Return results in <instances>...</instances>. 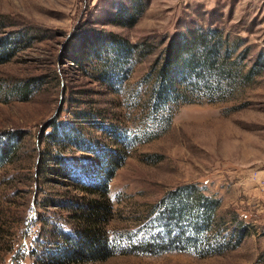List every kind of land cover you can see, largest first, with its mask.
Listing matches in <instances>:
<instances>
[{"label": "rangeland", "instance_id": "rangeland-1", "mask_svg": "<svg viewBox=\"0 0 264 264\" xmlns=\"http://www.w3.org/2000/svg\"><path fill=\"white\" fill-rule=\"evenodd\" d=\"M106 34L141 51L102 79L79 38ZM184 35L220 67L173 70L160 106L157 70ZM0 146V264H264V0H0ZM183 185L216 201L210 234L132 248L161 242L150 212ZM104 199L112 253L67 262L61 235Z\"/></svg>", "mask_w": 264, "mask_h": 264}, {"label": "trees", "instance_id": "trees-1", "mask_svg": "<svg viewBox=\"0 0 264 264\" xmlns=\"http://www.w3.org/2000/svg\"><path fill=\"white\" fill-rule=\"evenodd\" d=\"M118 15H120V13ZM121 15L128 17L129 12L126 10ZM116 19H118L115 20L117 22L123 21L121 19L119 20L118 17H116ZM135 20L136 19L134 17L133 20L128 23L132 24ZM21 34L23 36H28L25 32H22ZM202 34L203 33L200 32L199 36L202 37ZM79 41L81 42V45L88 46L90 52L97 59L96 62L100 68L95 69V76L102 79H105L108 69L111 67L117 68L118 65L123 64V60L125 62L130 61L133 59L134 54L140 55L141 51L138 46L131 44L127 40L113 34H106L104 37H89L87 39L85 37H82L81 39L80 37ZM103 42L105 43L102 44ZM192 42L193 38L184 35L181 39H178L175 44L170 43L167 45L165 49V58L156 73L157 84L152 87L151 92L152 98L156 99L160 104H163L160 106L165 107L167 102L166 100L169 97H175V95H173V70L177 73L179 69H189V71L195 72V76L199 78L200 72L208 70V72H217V69L220 67V65L219 67L217 66L216 61L213 58L214 56L212 52H210L213 49L212 45L209 47L199 45V48L204 50L200 53V50L198 52L192 47ZM104 46L112 51L111 55L108 53L103 55ZM197 62L200 64H197ZM199 69L201 70L200 72H198ZM50 137H52V135H50ZM3 154H6L5 156H7V150L2 151L0 149V161L5 159ZM105 188L106 186L103 185L100 188V197L102 198L104 197ZM104 201L106 203L101 201L99 202L97 200L92 201V204L90 205L92 209L87 207L89 211H83L77 215V220L84 219V222L77 223V228H74L75 230H73L72 237L64 234L61 235L70 252L69 253L67 249L63 248V251L68 252L66 255L69 257L67 262L74 261L78 263L102 260L112 253L107 245V242L102 237L103 231L100 226L101 220L107 215V212L110 211V206H108L105 199ZM157 204L158 205L155 208L153 206L150 214L156 211V215L161 219L160 225L164 226L163 231L159 232V235L162 236L159 238L161 242L157 245L153 240L139 241L136 245H133L132 248H138L141 249V251L150 253H157L170 249H184L185 244L183 242L189 243V241H192L190 240L191 234L194 233L196 235V239L204 240L207 233L212 231L214 211L217 207V203L215 200L202 194L201 190L193 185H183L173 191H170ZM235 232L238 236L234 246L238 245L242 237L246 235L243 234L242 229H237ZM179 236H182L183 239H179ZM218 236L222 238L224 237V235L219 234ZM164 238L167 239V243L162 242ZM205 241L208 242L207 239H205ZM214 241L212 251H207L208 244H206L207 247L204 250L206 253L214 252L221 246L223 247L224 244L227 245L224 240Z\"/></svg>", "mask_w": 264, "mask_h": 264}]
</instances>
